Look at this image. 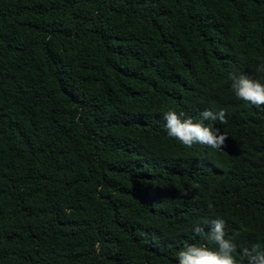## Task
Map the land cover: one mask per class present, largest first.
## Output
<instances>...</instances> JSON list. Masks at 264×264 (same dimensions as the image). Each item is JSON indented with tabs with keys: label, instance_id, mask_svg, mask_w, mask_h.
I'll return each mask as SVG.
<instances>
[{
	"label": "trees",
	"instance_id": "1",
	"mask_svg": "<svg viewBox=\"0 0 264 264\" xmlns=\"http://www.w3.org/2000/svg\"><path fill=\"white\" fill-rule=\"evenodd\" d=\"M261 65L264 0H0V264H178L217 219L264 249V106L230 79ZM205 109L222 150L168 135Z\"/></svg>",
	"mask_w": 264,
	"mask_h": 264
},
{
	"label": "clouds",
	"instance_id": "2",
	"mask_svg": "<svg viewBox=\"0 0 264 264\" xmlns=\"http://www.w3.org/2000/svg\"><path fill=\"white\" fill-rule=\"evenodd\" d=\"M257 71H264V65H261ZM230 79L232 90L238 99L256 107L264 106V84L244 73L239 75L233 73ZM182 116L183 113L177 114L175 111L165 113V126L169 136L178 139L189 148L197 143L214 150L224 148L228 136L221 133L214 123L217 120L226 123V113L223 109L218 112L205 109L201 117L210 122L207 125L196 123L192 118L182 119ZM195 231L199 234L203 232V229L197 227ZM207 239L216 245V250L186 243L178 253V264H242L244 258L247 259V264H264V249H261L259 245H253L251 249H243L241 259L237 258L236 244L225 238L223 220L217 219L213 222Z\"/></svg>",
	"mask_w": 264,
	"mask_h": 264
}]
</instances>
